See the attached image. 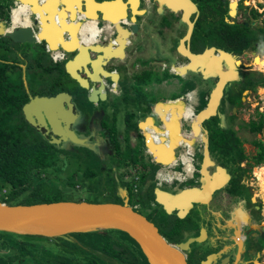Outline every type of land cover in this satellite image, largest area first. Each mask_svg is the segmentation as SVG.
I'll list each match as a JSON object with an SVG mask.
<instances>
[{
	"label": "flooded vegetation",
	"instance_id": "obj_1",
	"mask_svg": "<svg viewBox=\"0 0 264 264\" xmlns=\"http://www.w3.org/2000/svg\"><path fill=\"white\" fill-rule=\"evenodd\" d=\"M23 1H15V8L12 10L13 13H11L13 14L12 22V18H10V21L8 19V13L10 7L13 5L14 0H11L10 6L7 4L8 6L6 7L8 9L5 8L3 0H0V27L2 29H9L10 26L14 25H22L17 24L20 22L24 23V25L30 23L32 27H35L32 24V19L34 18L35 13L32 12L30 4H27L28 2L25 3ZM36 1L37 0H35V3ZM99 1L100 0H93L95 3ZM116 1L117 0L112 1L117 5L114 9V12L118 10L119 6L122 7V3H124L123 7L125 14L120 18V24L126 26L128 30L129 27H132V30L128 36L129 41L127 46L124 48L123 56L118 58H109L106 60L103 59L101 61V59L96 58L97 54L88 51V55L83 59L85 66H88L92 60H94L93 62H95V64L100 63L98 68H102V72L101 70L95 68L96 74H94V77H100L103 87L106 89V97L104 101H97L96 104L99 108L96 110L94 109L92 112L78 107L80 103L79 101H87V91L91 85L89 78L86 77L83 72H80V74L86 78V82L88 83L87 89L80 87L75 82L69 87H66L65 90H62L70 95L69 100L73 104L72 113L74 114V117H72L69 128L74 131L78 139H81L82 144L88 147L91 151L94 152L97 148L101 149L102 146L112 149L110 148V143L108 141V138L111 134L108 133L105 135L102 133L100 122H97L96 119L93 118L97 117L98 113H108L110 110L109 108L112 107L114 100L113 97L117 92L121 94L120 97L123 98V100L125 99L124 96L127 93H134V91H136V87L138 86L142 91L146 92L149 90V74L153 69H155L157 72L167 71L170 74L173 71L174 74V72H178L179 70L175 67L171 68V64L173 62L175 63V61H178L180 64L186 63L187 60L179 55L176 51L179 40L183 37L188 28V24L183 18L184 13H186L187 20L191 23V28L188 40L183 41V43L188 44V49L191 52L200 53L205 48L207 49L213 47L214 49L212 50V53L216 54V49L219 48L227 51L239 61V63L235 66V70L237 71V79L224 84L218 105L216 107V115L219 114V111L222 107L226 108L229 114L234 113L233 106L236 105L235 103L238 104L242 101V99H245L246 90L250 91V89H257L256 87L260 86H250L247 84V82L255 81L260 75L264 78V75L261 73L256 77L254 75L255 68L262 72L264 70L257 67V62L264 59V56L261 57L254 55L255 52L253 50V48L259 47V52H262V48L264 47L262 46V43L264 42L263 36H261L259 33V29L262 27L264 17H260V19H258V16L260 15L259 12L264 11V8L261 10L258 9L257 11L256 6H259V3L257 5L251 3L253 0H247V2L246 0ZM66 3L67 4L65 6L64 12L65 15L67 13L69 18L67 20V24H69V26L63 27L59 23V26L62 27L61 30L67 29L73 31L75 29V25L78 22V28L81 26L86 29L87 25L84 23H87L85 21L86 19H89L90 23H94L95 21V27L97 29V33H95L97 43L95 44L100 45L101 43V45L104 44L105 46L114 39V31L112 26L107 25L106 22H103L100 19V14L95 12V7L90 3L88 4L87 0H67ZM169 3L182 4L183 8L172 10L168 5ZM111 5L108 6L107 11H110ZM246 5L249 7L245 13L242 12V9ZM52 6L54 7V5ZM91 6L92 11L90 16L92 17L89 18V15L87 16V14L90 12L89 9ZM61 8L62 5L57 4V10L55 11L63 12L60 10ZM6 9L7 18L5 17ZM76 10L77 13L82 12L85 14V16L79 14V17L76 19L75 17L70 18L71 13L73 11L75 12ZM37 12L39 11L37 10ZM53 13L54 10L51 14ZM92 13H96L97 16L93 17ZM261 14L263 15L264 12ZM258 22H260V24ZM82 24H84V26H82ZM233 25L238 27L244 26L245 31L250 37L249 45L240 54H234L230 50L226 49L231 41L229 32L232 30ZM55 28H52L51 26L49 27V30L54 31ZM91 30L92 31H90V34L92 35L94 30ZM61 34L64 40L70 39L69 34L66 35L64 32H61ZM37 45H41L42 49H40L39 46L37 48ZM196 46L197 49H195ZM29 47H33L35 51H42L43 54L46 52V46L42 41L36 42L33 45H29ZM192 47L194 48L192 49ZM58 50L62 51L60 49ZM4 51H8L9 53L12 52V57L16 58L4 59L2 56H0V127L4 126L6 123L17 126H23L24 123H26L28 126L33 128L38 133V135L47 140L49 139V135L52 133L48 129L42 127H40V131L35 129L30 123L26 121L21 107L27 101L28 96H49L55 94L58 91L53 93L48 92V89L50 88L48 87L46 90H44V93L34 94L30 93V91L24 86L25 57L27 53H33L32 50V52L27 51L26 44L12 42L9 38L0 34V54H4ZM62 52L63 53L61 55L60 61H65L73 54V52L68 53L69 56H66L67 53L64 51ZM207 56L209 58L210 54H207ZM48 59L51 64L60 62L53 61L49 56ZM153 65L156 67H153ZM222 68L225 69L223 62ZM242 70L246 71L245 76H243V73L241 72ZM111 72L117 74L112 75V77L115 76V80H113L111 75L108 74ZM9 73L13 76L16 74L14 77L15 83L13 82V84L11 83ZM138 73L140 75L144 74L142 83L136 81L134 77V74ZM197 73L204 78L201 72ZM213 76V84L208 88L207 96L217 79L216 75ZM64 77L69 79L68 75H64ZM172 78H176L179 81L177 77L173 76H171L168 80L171 81ZM168 80H164V78H162L158 83H156V85H160V82H163V85H165ZM98 85L99 81L96 80L94 87L97 88ZM262 85H264V83L261 84V86ZM240 87L243 88L240 90ZM157 88L159 87H156V89ZM197 91L198 90L195 86V89L188 90L183 95L179 105L180 112L178 116L179 119H181V122L186 123V117L183 115V113L187 107L188 101L190 103V100H192L193 96L198 95ZM237 94H239V98L237 97ZM230 95L233 97L232 101L229 99ZM148 111L150 110L146 108L142 109L139 116L144 113V119ZM93 113L96 114L91 118ZM130 119L131 118H129V120ZM209 125L210 123H205V121L202 123V127L205 128L207 132V127ZM218 125L220 128L232 129L231 126L226 125V122L224 121L222 123L218 121ZM112 126H114L113 123H109L108 127ZM104 130H106V128H104ZM187 130L188 132L183 131L182 133L184 141L179 142L181 145L177 148L176 155H178V157L185 163V167L188 170L191 169V160L193 159L194 171L187 175L183 181L185 182L192 180L193 184L186 185L185 187H200L203 182V176L198 171L201 162V156L198 160V168L196 169L194 162V150L196 149L193 148V146H199V153L201 155L203 143L201 140L199 142H194V137L192 132L188 129V124ZM232 130L234 131V129ZM127 134L128 135L126 136H128V141L126 145L131 146L133 141L137 142V140H139L143 142L144 140V134L141 131H139V133H133L134 136H131L132 130H128ZM54 136L56 137V135ZM75 144L76 143H72L66 139L64 141L60 140L53 145L61 148H65L66 146L70 148V146ZM207 149L208 156L213 163L212 165H208L206 167L207 173L212 175V173L216 171L215 166L219 165L225 169V172L228 174V179L224 181L221 187L211 192L210 197L206 202L192 203L191 207L182 217H177L175 210L167 214L158 205V207L161 209V212L163 213L162 216L157 217L158 224L159 226L165 225V232H161L159 227H157L153 221L149 219L148 220L152 222L159 233L175 236L174 241H168L171 243L184 241L189 237H200L199 240L191 241L188 244L187 250H182L186 264H201V262L206 260L207 257L208 259L205 264H264V188L257 186L260 194L258 195L253 193L251 186L242 180V174L239 171V168H235V166L230 164L220 163L217 160V154L211 150V142L208 136ZM183 150L188 152V156L183 155ZM139 172L140 182L138 183L137 187V199H139L140 195L144 193L151 184L153 185L152 181H146V178H141V174L145 171L141 170ZM149 172L150 171H148V173ZM145 174L147 176V172H145ZM172 177L179 178L180 175L179 173L174 172L172 173ZM145 182L149 184L144 186ZM153 188L154 185L152 188H150L151 195ZM133 205L136 206L135 210L137 207H139L138 203H134ZM149 205L154 207L156 203L152 199L151 202H149ZM145 218L147 219V217ZM170 232L173 234H170ZM8 250L10 249L5 250V252H0V258L4 259V261H7V259L10 258ZM17 260L21 262L20 264H24L22 262L23 259L18 258L16 261ZM129 260H131V258H129ZM4 261L3 264H5ZM24 261L31 260L26 258ZM14 264H16V262ZM26 264L31 263L29 262ZM132 264H135V262Z\"/></svg>",
	"mask_w": 264,
	"mask_h": 264
},
{
	"label": "water",
	"instance_id": "obj_2",
	"mask_svg": "<svg viewBox=\"0 0 264 264\" xmlns=\"http://www.w3.org/2000/svg\"><path fill=\"white\" fill-rule=\"evenodd\" d=\"M66 1L67 0H37L34 6L39 13H35L32 19V24L35 27H32L31 24L14 25L10 26L9 29H2L0 27V34L9 38L12 42L33 45L36 42L42 41L49 50L60 49L66 53L73 52L72 56L63 62L64 72L80 87L87 89L88 83L86 82V78L80 74V72H83L91 82L87 91L86 100L95 104L97 101L103 102L106 97V89L103 87L101 78L94 77V74H96L95 68L99 70L102 69L100 67L98 68L100 63L95 64V62H93L94 60H92L88 66H85L83 59L88 55V51L97 54L96 58L101 59V61L103 59L106 60L123 56L124 48L129 41L128 36L132 30V27H129L128 30L126 26L120 24V18L125 14L123 7L124 3H122V7L118 5V10L114 14H109L107 11L108 5L115 0H100L96 3L93 2V0H87L88 4L90 3L95 7V12L100 14V19L106 22L107 25L112 26L114 39L105 46L103 43V45H101V43L97 45L95 44L97 40L94 34L91 39L89 38L90 40L83 41L79 39V42L74 45L72 39L74 31L63 29L61 31L57 30L54 33L49 32L48 22L51 19L48 15L50 12L52 13V5H62L60 9L62 11L67 4ZM168 5L172 10L183 8L182 4L169 3ZM92 6L88 14H91ZM92 15L93 17L97 16L96 13H92ZM10 18L8 14L9 21L11 20ZM183 18L187 22L188 28L183 37L179 40L176 51L187 61L180 65H171V68L175 67L178 69V72H174L178 75H184L188 72H201L203 76L208 74L216 75L217 79L209 91L205 105L196 112L195 119L190 125L191 132L194 135L198 134L200 129L202 131L201 140L203 147L198 170L203 176L202 184L200 187H183L175 192L161 190L159 187H154L152 190L153 201L167 214L175 210L177 217H182L191 207L192 203L206 202L211 192L221 187L224 181L228 179V174L225 172V169L219 165L215 166L216 171L213 172L212 175L207 173L206 167L213 163L208 156L207 130L202 127V123L216 114V107L222 93V88L226 82L237 79V71L234 68L239 63L230 53L219 48L216 49V54L212 53L213 47L205 48L200 53L191 52L188 49V44L183 43V41H187L189 38L191 23L187 20L186 13L183 14ZM65 19H69L67 13ZM61 32H64L66 35L69 34L70 39L64 40ZM207 54H210L209 58ZM222 62L225 69L222 68ZM231 65H233L234 68L231 67ZM108 74H110L111 77L112 75H117L113 72ZM112 79L115 80V76H113ZM96 80L99 81L97 88L94 87ZM69 99L70 95L65 91H58L49 96H28L27 101L21 108L26 121L35 129L40 131V127H42L48 129L52 133L49 135V139H47L49 143L54 144L60 140L64 141L68 139L72 143L83 145L81 139H78L74 131L69 128L72 117H74L72 113L73 104ZM177 101L178 99L167 100L158 106L157 111L170 105H178L176 104ZM175 121L176 123L180 122L177 117ZM158 129L159 128L153 126L151 129L147 128L144 130L143 143L152 153L154 163L164 166L170 165L176 159L174 153L180 144L179 142L184 141V137L181 136L178 138L179 141L176 139L168 143V148L166 150L167 157L166 159H160L156 154L158 147L156 148L152 140L149 139V136L152 137L154 135V130L157 131ZM54 135H56V137ZM106 229L119 230L127 233V235L137 243L145 258V251L149 253L154 264H186L182 250H187L188 244L191 241L199 240L200 238L189 237L177 243L168 242L157 231L152 222L133 209L132 206L128 205L125 201L122 203H115L107 201L87 202L85 200H58L30 204L0 202L1 232L55 237L75 232ZM116 234L117 233H115V235ZM113 248L121 249V247L116 245H113ZM207 259L208 257L206 260L202 261L201 264H205ZM147 261L149 263L150 260L147 259Z\"/></svg>",
	"mask_w": 264,
	"mask_h": 264
},
{
	"label": "rangeland",
	"instance_id": "obj_3",
	"mask_svg": "<svg viewBox=\"0 0 264 264\" xmlns=\"http://www.w3.org/2000/svg\"><path fill=\"white\" fill-rule=\"evenodd\" d=\"M251 3H254L255 5L259 3V6H256L257 11L258 9L261 10L262 8H264V0H253ZM3 4L5 8H7L6 7L8 6L7 4H9V6L11 5V0H3ZM248 7L249 6L246 5L242 9V12L246 13V10L248 9ZM7 9L5 12V17L7 14ZM263 12L264 11L259 12L260 15L258 16V19H260V17H264V14L263 15L261 14ZM53 14L56 15L55 12ZM258 23L260 24V22ZM262 44H263L262 46H264V42ZM38 46L40 49H42L41 45H37L36 47L38 48ZM193 48L194 47H192V49ZM26 49L28 52L32 50L33 53H27L25 57L24 86L27 88V90L30 91V93L42 94L44 93V90H46L53 83L54 79L59 73L57 70V65H60L61 63L63 64L64 60L58 63H55V64H51L48 59V54L46 52L43 54L42 51H38V50L35 51L33 47L30 48L29 45L27 44H26ZM195 49H197V46L195 47ZM253 50L255 52L254 55H258L261 57L264 56V47L262 48V52H259V47L253 48ZM0 56H2V58L4 59L16 58V57H12L13 53L12 52L9 53L8 51L6 52L4 51V54H0ZM66 56H69V54L67 53ZM231 67L234 68L233 65H231ZM257 67L260 69H264V59L257 62ZM153 72L154 70H152L149 74V77H150L149 80L151 83V84L149 83V90L144 92L138 86L136 87V91H134V93H131L132 95L127 93L124 96L125 99L121 103L120 108H118V111L115 113V115H113L112 123L114 126L108 127L109 122H110L108 116L110 115L107 113H103L102 118L99 122H100V126L102 127V133H104L105 135H107L108 133L111 134L110 137L108 138V141L110 143V148L112 149H109L108 147L105 148L102 146L101 149L97 148L95 149L94 152L93 151L90 152L91 150L88 147L84 145L82 146L81 144L76 143L75 145L70 146V148H68L67 146L65 147L66 150L69 152H67L66 150L62 152V154L67 153V155H69V157H71L72 159H77L81 161L80 169L78 173H80L85 168H89L90 165L94 166L95 167L94 172L97 173L95 178L89 179V178L84 177L83 175L81 178L79 177L80 174L72 175V173L70 172L71 170H73L72 169L73 165L71 166V165H66V164L59 166L57 170L51 169L47 173L40 174V177L41 176L44 177L46 182L52 187L55 185L56 186L58 185V187L59 185L64 186L65 190L58 193L56 196L58 199H61V200H71V201L85 200L87 202H106L107 201V202H115V203H122L125 201L130 206H132L134 203H138L139 207L136 208V211L143 214L145 217H147V219L153 221L155 225L159 227V230L161 232H165L166 230L165 225L159 226L158 220H157L158 216L163 215V213L161 212V209L158 207L157 204L154 207H151L149 205V202H151V200L153 199V195H151L150 193L151 192L150 188L153 187L152 184L147 188V190H145L144 193L140 195L139 199H137L138 198L137 191L135 193L130 192L129 187H128V194L125 197H120L116 195V193L114 192L106 193V191L109 188L111 189L112 187H114L116 182L119 183L123 181L125 183L126 180L124 178V175L129 172L128 169L130 170L139 169V171H141L142 169L141 166L139 165V162L138 163L136 162V164H131V162H126L125 165L123 166L121 165V162H122L121 159H124L123 157L125 155H128L130 159L132 157L135 158V156H139V154L141 153L140 151L136 150L139 144V140H137V142L133 141L132 145L134 146V149H131L129 146L126 145L128 141V136H126L128 135L127 131L135 129V127L133 126V120L132 119L129 120V118L127 117L128 116L133 117V112L135 113L136 107H139V103H142L141 99L155 100V99H159L160 96L169 97V98L174 99L176 97H180L184 95L188 90L192 89V86L194 85L196 86V89L198 90L197 91L198 92V102L193 107V111L196 113L201 108L202 106L201 103L203 104V102H205L207 98V91H208V88L211 87L213 84L214 76L213 74H208L204 76L203 78L197 72H192V76L194 79L193 83L188 81L190 84L189 85L185 84L184 88L178 92L177 87L176 86L174 87L172 85L174 84L173 82L174 80H171V81L168 80L170 79L171 76H173V77H177L180 83H183L182 82L183 80L179 78L178 75L170 74L167 71L157 72L155 70V74L158 80L162 78H164V80H168V82L165 85H163V83L161 82V85L159 86V88L156 89V87H158L157 85H153L154 88H152L153 80L158 81L153 76ZM241 72L243 73V76H245L246 71L242 70ZM260 73L264 75V70L262 72L255 68L254 70L255 77L258 76V74ZM15 76L16 74L14 76L12 74L9 75L12 84L13 82L15 83V80H14ZM134 77L136 81H138L139 83H142L144 79V74L142 75H140L139 73L134 74ZM63 80H64L65 88L75 83L72 79L70 78L67 79L64 76H63ZM184 83H187V82H184ZM242 88L243 87H240V90ZM256 88L257 89H250V91L246 90L245 99H242V101L238 104L235 103L236 105L233 106L234 113L229 114L227 109L222 107L219 111V114L214 115L216 117L214 120L210 122V125H209V128L213 126L220 128L218 127L219 126L218 121L221 123L224 121L226 122V125H230L231 128L234 129L236 135L241 139L242 141L241 146H242L243 152L247 156L252 155L255 150V148L251 144V140L263 138L262 132H258V133L249 132L244 125V122H246L248 119L256 118L257 116L256 111H259L264 115V85L257 86ZM238 96L239 94H237V97ZM232 98H233L232 95H230L229 99L231 101L233 100ZM114 101H115V106L116 105L119 106L120 104L119 101L117 99ZM79 102L80 103L78 107L88 110L90 112H92L94 109L96 110L97 108H99L97 107L98 106L97 104L95 105V103H92V102H88V101H79ZM124 114L125 115L128 114V116L124 118L125 116ZM143 116H144V113H142L138 118L141 119L143 118ZM104 128H106L107 132L106 130H104ZM183 128L187 129V125H185L184 123H183ZM34 133L35 131L31 132L30 134L34 135ZM193 148L196 149L194 150L195 151V156H194L195 161L194 162H195V168L197 169L198 160L201 155L199 153L198 145L193 146ZM104 150H107V153H103ZM142 153L141 155L143 156ZM107 154H108V157H107ZM114 158H116L118 162L114 163ZM100 160H101V163H100ZM143 161L147 163L149 162L148 159L143 160ZM112 163L118 164V167L116 168L114 175H113V171L111 167L110 169L109 168L107 169L108 166H112ZM249 164H251V161H249V159L242 160L238 164L239 171L242 174V180L247 182L251 186L253 193L259 195L260 193H259L257 186L259 187L261 186V188H264V162L259 165H253L248 170ZM120 165L123 168L122 170H120L121 168ZM155 167L156 165H153L152 169H150V172L148 173L147 171L146 181H152L153 173L156 170V169L154 170ZM70 175L73 178L71 177L68 179ZM75 182L77 183V187L75 186L72 187L71 185ZM190 184H193L192 180H188L183 183H178V182H173L169 184L163 183L160 185L159 188L161 190H165L168 192H175L185 187L186 185H190ZM8 188L9 187L6 184L0 187V199L1 197L5 196ZM263 193H264V190H263ZM19 199L20 198L17 197L13 201H17ZM170 234H173V233L170 232ZM109 235L112 238H115V239L117 238L118 241H121L125 245H130V242L125 237H123V235L121 236V234L119 233H117L116 235L115 233L114 235L111 233ZM33 237L37 238V239H33V241H36L37 243L39 242V244H41L42 242L43 243L46 242L45 236H34L33 235ZM1 240L2 239L0 238V252H5V250L10 249L7 247V245L4 246L3 244H1ZM127 247H128V253L131 256L126 254V255H123V258L125 256H128V258H131V260L135 261V264H149L147 260H146L147 263H145L144 258L142 257L141 254H139L136 248L130 249L129 246ZM15 251H16L15 249L8 250V253H13ZM3 261L4 259L0 258V264H3ZM20 263L21 262L19 260L16 261V264H20Z\"/></svg>",
	"mask_w": 264,
	"mask_h": 264
},
{
	"label": "trees",
	"instance_id": "obj_4",
	"mask_svg": "<svg viewBox=\"0 0 264 264\" xmlns=\"http://www.w3.org/2000/svg\"><path fill=\"white\" fill-rule=\"evenodd\" d=\"M259 33L264 39V20ZM229 34L231 41L226 49L234 54H240L249 45L250 37L245 31V27L233 25ZM57 70L59 73L49 86L48 92L53 93L66 89L63 76L67 74L63 70L62 63L57 65ZM263 83L264 78L261 75L255 81L247 82L250 86L261 85ZM204 103H201V108L204 106ZM256 115L255 119H248L244 122L249 132H262L263 134L262 139L251 140V144L255 150L250 156L243 153L242 141L232 129L207 127V136L211 142V150L217 154V160L220 163L230 164L235 166V168H239L238 163L240 161L249 159L251 161L248 167L249 170L251 166L264 162V115L259 111H256ZM215 117H209L205 120V123H210ZM32 130L35 131L26 123L23 126L6 123L0 127V187L4 184L9 187L5 196L1 197L0 202L30 204L61 200L56 196L65 190L64 186L59 185L58 187V185H55L52 187L46 182L44 177H40V174L47 173L51 169L57 170L61 165H73V170L70 172L72 175L80 174L79 177L82 178L83 175L89 179L96 177L97 173L94 172V166L90 165V169L85 168L78 173L81 161L72 159L67 153L62 154L66 150L65 148L54 146L38 135L36 131L34 135H31ZM130 159L131 164L139 162V165L145 172H147V169H152L153 165H149L150 162H144L141 153L139 156ZM145 172L141 174L142 179L146 178ZM71 177L70 175L68 179ZM71 186L77 187V183L75 182ZM17 197L20 199L13 201ZM111 233L123 235L130 242V245H125L121 241L110 237L109 234ZM161 235L167 241L175 240V236L165 235L164 233ZM0 238L2 239L1 244L7 245L10 250H16L13 253H9L10 258L4 261L5 264H14L18 258L23 259L22 262L24 264L29 262L31 264H132L135 261H129L128 256L123 258V255L126 254L131 256L128 253L127 246L130 249L136 248L144 258L145 263H147L137 243L127 233L119 230H95L45 237L46 242H42L41 244L33 241V239H37L33 235H19L0 231ZM113 245L121 247V249L116 250L113 248ZM26 258L31 261H24Z\"/></svg>",
	"mask_w": 264,
	"mask_h": 264
},
{
	"label": "crops",
	"instance_id": "obj_5",
	"mask_svg": "<svg viewBox=\"0 0 264 264\" xmlns=\"http://www.w3.org/2000/svg\"><path fill=\"white\" fill-rule=\"evenodd\" d=\"M110 5H111V7H110L111 9L109 8L110 11L108 10V13L109 14H114L115 13L114 9L116 8L117 5L114 4L113 2H111ZM52 9L53 10H57V4L54 5V8L52 7ZM59 14H60V12L58 13V11H56V15L52 14V18L48 22V25L52 26V28H55L56 25H53L51 21H53L54 18H56ZM61 19H62V17H61ZM60 24L63 27H68L69 26V24H67V20L65 18H63L61 20ZM26 25H28V24H26ZM49 32L51 33L50 30H49ZM54 51H56V50H54ZM171 65H180V62L175 61V63L173 62ZM153 67H156V66L153 65ZM153 70H155V69H153ZM171 74H173V72ZM174 75H175V73H174ZM176 75H178V74H176ZM153 76L157 79L155 72H153ZM178 76H179V78H181L183 80L182 81L183 83H180V81H178L176 78H174V79L172 78V80H174L173 81L174 84H172V85L174 87L176 86L178 91H181L184 88L185 84L189 85L190 84L189 82L193 83L194 79H193V76H192V72L191 73L188 72V73H185L184 75H178ZM159 81L160 80H158V81L153 80L152 88H154L153 85H156V83H158ZM184 82H187V83H184ZM159 84L161 85V82ZM160 85H157V86L159 87ZM192 89H195V85L192 86ZM192 89H190V90H192ZM120 96H121V94L117 92L116 95L113 97L114 100H116V99L119 100L120 104H119V106L118 105L115 106V101L113 100L112 107L109 108L110 110L107 113V114L110 115V116H108L109 117V121H110L109 123H112L113 115H115V113L118 111V108H120L121 103L123 102V98H121ZM182 97H183V95L180 96V97L174 98V99H178V101L176 103L178 105H175V106L170 105V106L164 107V108H162V109H160L158 111H157V109H158V106L160 104L164 103L167 100H173V99L169 98V97H164V96H160L159 99H155V100L141 99L142 103H139V107H136L135 113L133 112V117H129L128 114H126V115L124 114L125 115L124 118H126L128 116L127 118H131L133 120V126L135 127V129L132 130V135L131 136H134L133 133H139V131L144 132V130H146L147 128L151 129L153 126L156 127V128H159L157 131L154 130V132H153L154 135L152 137L149 136V139L152 140V143L156 146V148L158 147L156 154H157V156L160 159H166V157H167L166 150L168 148V143H171L173 140H176V139L179 141L178 138L182 136L184 128H183V124L181 122V119H179V121L181 123L180 122L176 123V121H175L176 117L179 118L178 117L179 116V112H180L179 111L180 110L179 105L181 103ZM176 106H178V107H176ZM145 108L150 110V111H148V113H146L144 119L143 118L139 119L138 117H139V114H140L141 110L145 109ZM184 113H185V111H184ZM184 113H183V115H184ZM95 114L96 113H93L91 118L93 116H95ZM102 115H103V113H98V116L94 117L93 119H96V121L99 122L101 120V118H102ZM148 118H149V121H148ZM127 146H129V145H127ZM129 147L131 149H134L133 145H131ZM136 150L140 151L141 153L143 151V153H142L143 154V159L144 160L148 159L149 162H150L149 165H156V167L159 166L158 163L156 164V163L153 162L152 153L144 146L143 142L139 141V144H138V147H137ZM103 153H107V150H104ZM176 153H177V150L174 153L175 156H176ZM107 157H108V154H107ZM123 158L124 159H121V161H122L121 165L122 166L125 165L126 162H130L131 161V159H129L128 155H125ZM100 159H102V158H100ZM108 159H110V158H108ZM115 162H118V160H116V158H114V163ZM100 163H101V160H100ZM114 163H112V166H108L107 167V169L108 168L110 169V167H111V169L113 171V175L115 174V170L118 167V164H114ZM122 166H121L120 170L123 169ZM141 170L144 171L143 169H141ZM147 171H150V169L149 170L147 169ZM106 184H108V183H106ZM146 184H149V183L145 182L144 186ZM110 192H114V193H116V195H118L120 197H125L128 194V183H127V181H125V183L123 181L119 182V183L116 182L114 187H112L111 189L109 188L106 191V193H110Z\"/></svg>",
	"mask_w": 264,
	"mask_h": 264
},
{
	"label": "built area",
	"instance_id": "obj_6",
	"mask_svg": "<svg viewBox=\"0 0 264 264\" xmlns=\"http://www.w3.org/2000/svg\"><path fill=\"white\" fill-rule=\"evenodd\" d=\"M15 3L16 2L14 1L13 5L9 9L8 14L10 15V17H11V11L15 8L14 6ZM45 49L50 59H52L53 61L61 60V55L63 53L62 51L59 50L53 51V50H49L48 48ZM183 123L187 125L185 122H182V124ZM183 131L188 132L187 129H183ZM180 145L181 143L179 144V146ZM191 163H192L191 169L189 170L186 169L185 163L178 157V155H176V159L172 164L166 166L159 165L153 173L152 183L154 187H160V185L163 183H168V184L173 182L182 183L185 177L194 171L193 159L191 160ZM128 171L129 172L124 175V178L128 183L130 192L135 193L137 191L138 183L140 182V178H139L140 172L136 169L133 170L128 169ZM174 172L179 173L180 177L179 178L172 177V173ZM135 207H136L135 205H132L133 209H135Z\"/></svg>",
	"mask_w": 264,
	"mask_h": 264
},
{
	"label": "bare ground",
	"instance_id": "obj_7",
	"mask_svg": "<svg viewBox=\"0 0 264 264\" xmlns=\"http://www.w3.org/2000/svg\"><path fill=\"white\" fill-rule=\"evenodd\" d=\"M20 1H23V0H20ZM23 2H25V3H27V4H30V6H31V8H32V12H34V13H39V12H37V9L35 8V6H34V3H35V0H26V1H23ZM108 6H110V5H108ZM54 8V7H53ZM30 9V8H29ZM51 11H53V9L51 10ZM63 11V10H62ZM54 12L56 13V11L54 10ZM11 13H13L12 11H11ZM59 13V12H58ZM60 13H62V14H60V15H58L56 18H54V20L53 21H51L52 22V24L53 25H56V28H55V30L54 31H52V30H50L51 32H55V31H57V30H59V31H61V29H62V27L61 26H59V23L61 22V17H63V18H65V12L63 11V12H60ZM79 14H82V16H85V14H83L82 12L81 13H77V10L74 12H72L71 13V17L70 18H72V17H75V19L77 18V17H79ZM89 15V18L90 17H92V16H90V14H88ZM48 17L49 18H52V14H51V12H50V14L48 15ZM11 18H12V22H13V14H11ZM74 19V20H75ZM28 22H30V21H28ZM84 22V21H83ZM85 22H87V23H84V24H86L87 25V28L85 29V28H83V27H77V25H78V23L75 25V29L73 30L74 31V33H73V35H72V39H73V41H74V45L75 44H77L78 43V41H79V39H81V40H83V41H85V40H88L89 38L91 39L93 36H94V34L95 33H97L96 31H97V29H96V27H95V21H94V23H90L89 22V19H86V21ZM58 23V24H57ZM17 24H22V25H24V23H22V22H20V23H17ZM84 24H82V26H84ZM90 24V25H89ZM91 24H94V25H91ZM29 25V24H28ZM93 26V27H92ZM49 27H51L50 25H49ZM91 29H93L94 30V32L92 33V35L90 34V31H92ZM89 39V40H90ZM56 44V43H55ZM55 46V45H54ZM55 50V49H54ZM53 50V51H54ZM194 99V100H193ZM198 102V95H194L193 96V98H192V100H190V103H189V101H188V103H187V107L185 108V113H184V116L186 117V123L188 124V129H189V131H191V129H190V125H191V123L194 121V119H195V112L193 111V107H194V105L196 104ZM193 134V133H192ZM193 137H194V142H199L201 139H202V131H201V129H200V132L198 133V134H196V135H194L193 134ZM202 141V140H201ZM203 147V146H202ZM199 151H200V149H199ZM182 153H183V155L184 156H188V152L186 151V150H183L182 151ZM145 255H146V260L148 259V260H150L149 261V263L150 264H154L153 263V259H152V257L149 255V253L147 252V251H145Z\"/></svg>",
	"mask_w": 264,
	"mask_h": 264
}]
</instances>
